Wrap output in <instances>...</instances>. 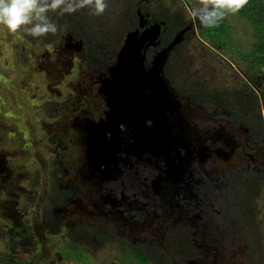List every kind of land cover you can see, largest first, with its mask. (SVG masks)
Wrapping results in <instances>:
<instances>
[{
  "label": "flooded vegetation",
  "instance_id": "flooded-vegetation-1",
  "mask_svg": "<svg viewBox=\"0 0 264 264\" xmlns=\"http://www.w3.org/2000/svg\"><path fill=\"white\" fill-rule=\"evenodd\" d=\"M117 1L121 3L112 16L126 25L116 34L122 33L117 45L112 40L118 36L102 35L93 30L90 20L77 19L80 9L56 19L49 13L58 26L55 35L65 32L68 37L52 43L53 51L46 47V37L20 31L10 37L18 67L9 68L0 57V196L16 190V197L20 196L14 214L12 194L0 198V237L11 239L18 225L37 230L30 264L43 261L44 255L51 258V251L45 254L46 238L54 245L64 239L80 242L77 259L93 258L104 249L105 254H118L126 261L135 258L137 264H154L156 258L162 260L160 264H241L255 237L251 194L254 188H264V106L249 82L244 93L233 99L236 95L225 97L209 80L200 84L177 76L173 82L169 77L180 48L200 38L204 29L193 19L191 13L197 8L189 0ZM155 24H161V36L144 49L147 70L160 52L180 40L160 74L167 92L161 96L159 111L147 113L142 134L117 118L118 170L105 178L90 168L86 153L92 126L109 120V105L99 92L102 72L114 65L130 32L142 33ZM82 36L92 42L90 47ZM19 38L26 39L37 56L33 68L26 43L21 48L15 42ZM202 41L220 56L219 48ZM41 70L48 82L46 93L41 89L43 112L39 125L33 127V139H27L26 116L21 112L24 95L19 91L27 73L30 79ZM49 84L55 87L49 89ZM147 88L146 96L152 100ZM53 89L64 93L54 95ZM39 134L45 135L41 142ZM138 139L149 143L142 154L133 148ZM37 143L55 160L47 165L52 166V176L47 177L46 199L44 193L38 194L31 204L28 193L44 182ZM24 171L32 172V178L25 177L20 185L9 180L10 174ZM18 187L21 194L14 189ZM33 210L36 215L30 217Z\"/></svg>",
  "mask_w": 264,
  "mask_h": 264
},
{
  "label": "rangeland",
  "instance_id": "rangeland-1",
  "mask_svg": "<svg viewBox=\"0 0 264 264\" xmlns=\"http://www.w3.org/2000/svg\"><path fill=\"white\" fill-rule=\"evenodd\" d=\"M190 3H192V7H199V0H189ZM106 3L108 7L106 8L105 12L102 15H94L92 10L89 8H84L82 11L79 12L77 19H84V20H90L89 22L92 23L93 30L97 31L98 33L102 35L107 34H113L115 36L117 33L122 32L125 29V23L123 21H120L112 16L113 11L116 12L117 7H119L121 2H118L117 0H106ZM172 8V7H171ZM177 10H181L180 7H175ZM50 15L54 19H56V16H61L58 12H50ZM230 15V14H229ZM237 16L230 15V20H232V35L234 36L235 40L238 42H241L244 47L249 48L251 47L255 42V34L253 27L251 24L247 23L246 21L237 20ZM200 28V27H199ZM21 31L24 32L22 29ZM23 34V33H22ZM66 33L63 32L60 35H53L49 34L46 36L45 43H47L48 50L53 51L52 43H56L58 41L64 42L68 37L65 35ZM122 34V33H121ZM121 34L112 41L117 45V42L120 40ZM14 36V34H10L7 29L0 25V57L3 60V63H5L9 68L18 67L17 60L15 57V53L11 51L10 46V37ZM83 40L87 41L88 47H90V40L86 37L82 36ZM203 37L200 35V38H195L194 40H191V44L186 45V48H180L178 51L176 59V63L172 64L171 67H169V77L175 82L178 79L181 81H192L197 82L200 84H206V80H209L212 85L218 87L219 91L224 93L225 97L228 95L235 96L233 99H236L238 95H241L244 93V88L248 87V79L245 77L242 69H240L239 64H235L231 62L226 56L224 51L220 50V56L217 57L216 53L213 52L210 48L206 47L203 43ZM100 42L102 40H99ZM205 41V40H204ZM15 42L21 46V48H24V44L26 43L28 55H30V68H33L36 66V62L38 61L37 56L32 53L30 50L31 44L29 42H26V39L19 38L18 40L15 39ZM179 43V42H178ZM177 43V44H178ZM116 49V48H115ZM122 49V48H121ZM81 54V52H78ZM33 54V55H32ZM41 60V58H39ZM88 61V56L86 59H84V62ZM15 62V63H14ZM83 62V63H84ZM241 62V61H240ZM16 65V67H15ZM32 70V69H31ZM48 75V74H47ZM88 75V73H86ZM87 77V76H86ZM24 78V77H23ZM26 78H29V73L26 74ZM42 78V84L40 85V79ZM46 73L41 70L39 75H32L30 76V79H25L26 81L22 80V86L20 88V93L24 95L22 104L24 106L22 113L26 116V127L24 129L25 135L27 139H33L34 134V128L39 125L38 120L41 119L42 116V110L43 106L41 104L43 102L42 95H41V89L44 88V92L46 91V86H48V82H46ZM52 84H49V89H51ZM53 88L55 86H52ZM242 90V91H240ZM264 88L262 89L261 93L258 94V98L261 101L264 100ZM46 93V92H45ZM54 95L60 96V94L64 93L63 90H54ZM26 98L27 101H26ZM47 100V99H45ZM52 113V111H51ZM50 113V114H51ZM55 117L58 119L59 116ZM36 119V121H35ZM10 128H13L11 126ZM11 132H14L17 129H10ZM39 142H41L42 139L45 138V135H38ZM15 138L12 137V135L9 136V140L13 141ZM38 142V143H39ZM37 143V149L39 151L40 156V163L39 169L42 170L44 182L41 184L36 190L31 191L28 193V201L31 204H34L37 201V196H43L44 193V200L46 199V189L48 187V178L51 177L50 172H52L50 169H52V166H47L52 161L55 160L54 155L50 152L48 153V150L43 149L39 146ZM34 168V167H32ZM31 168V169H32ZM30 171V170H29ZM32 172L24 171L23 173L17 174L13 173L9 175L12 179V182L20 185L22 181L26 178H32ZM24 185V182H23ZM25 186V185H24ZM26 187V186H25ZM27 188V187H26ZM14 189H19L14 188ZM263 190L264 188L253 189V195L252 197V212L250 213V223L252 224V230L255 234V237L252 236L251 239L253 241H250L249 243V252L247 259L241 264H264V198H263ZM16 192H10V194H3L5 197H10L12 194V210L11 214H14V209L19 205L20 202V196L16 197ZM20 194L22 193L19 189L18 191ZM261 193V196L256 195V193ZM0 196V198L4 199V196ZM15 197V198H14ZM17 201V202H14ZM41 201V200H40ZM30 204V205H31ZM48 204V201L46 202V205ZM18 211H20V207H18ZM36 215V211L33 210L32 214H30V217H34ZM20 218V216H19ZM22 219V218H21ZM20 219L16 220L15 222H18ZM35 222V221H34ZM22 223H25L22 219ZM72 223V222H71ZM75 224V223H73ZM73 228V225L72 227ZM15 232L13 235H11V239L8 237L6 241H3L1 238H5L4 236L0 237V264H30L29 259L31 255L33 254L30 252V247H34L33 244L36 243V237L39 235L37 230H34L32 228L25 227L23 225L21 226H14ZM75 229V228H73ZM0 234H3L0 233ZM75 239V238H73ZM45 242V254L48 251H51V258L44 255L43 261L36 262V264H82L76 257V252H79V246L78 244L80 242L77 241H71L64 239V241L61 243H56L54 245L52 239H44ZM62 240V239H61ZM31 241H34L31 243ZM91 241V240H90ZM92 242V241H91ZM52 246V248H49V245ZM61 244V245H60ZM96 249L97 246H94ZM93 248V247H92ZM107 250L101 249V251L97 250L96 256L90 257L86 255H82L81 259L84 262V264H137L135 258H130L131 260H124L120 255L115 254L114 256L105 254ZM80 255V254H79ZM79 261V262H77ZM162 262L161 259L156 258V262L154 261V264H160ZM139 264H146L145 261L140 262Z\"/></svg>",
  "mask_w": 264,
  "mask_h": 264
},
{
  "label": "water",
  "instance_id": "water-1",
  "mask_svg": "<svg viewBox=\"0 0 264 264\" xmlns=\"http://www.w3.org/2000/svg\"><path fill=\"white\" fill-rule=\"evenodd\" d=\"M161 28V24H155L142 33L130 32L114 65L102 72L99 92L106 97L109 105V120L92 126L91 135L87 137L86 153L90 168L105 178L118 170L117 154L120 152L121 140L117 118L121 116L124 126H134L133 132L142 134L147 113L159 111L161 96L167 92L160 74L168 54L180 40L175 39L160 52L150 70L144 66V49L156 44L161 36ZM145 88L151 93L152 100L146 96ZM138 142L133 148L142 154L144 149L149 148V143L139 139Z\"/></svg>",
  "mask_w": 264,
  "mask_h": 264
},
{
  "label": "clouds",
  "instance_id": "clouds-1",
  "mask_svg": "<svg viewBox=\"0 0 264 264\" xmlns=\"http://www.w3.org/2000/svg\"><path fill=\"white\" fill-rule=\"evenodd\" d=\"M249 0H199L192 11L193 19L205 28H214L228 14H236L247 6ZM108 7L106 0H0V25L10 34L22 29L34 38L56 34L58 26L49 17L50 12L72 14L89 8L94 15H102Z\"/></svg>",
  "mask_w": 264,
  "mask_h": 264
},
{
  "label": "trees",
  "instance_id": "trees-1",
  "mask_svg": "<svg viewBox=\"0 0 264 264\" xmlns=\"http://www.w3.org/2000/svg\"><path fill=\"white\" fill-rule=\"evenodd\" d=\"M230 15H226L225 19L214 28L204 27L201 35L210 45L224 51L225 56L231 62L241 63L239 67L248 79L252 90L261 93L264 88V0H249L246 7L234 14L237 20H244L254 28L255 42L249 48H245L232 35ZM258 103L264 106L263 99L261 101L258 99ZM78 260L84 264L81 256Z\"/></svg>",
  "mask_w": 264,
  "mask_h": 264
}]
</instances>
